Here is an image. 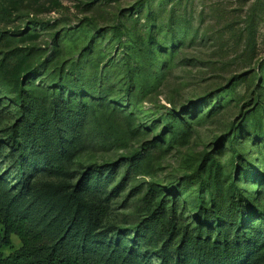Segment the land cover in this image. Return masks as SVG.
I'll list each match as a JSON object with an SVG mask.
<instances>
[{
	"label": "rangeland",
	"instance_id": "obj_1",
	"mask_svg": "<svg viewBox=\"0 0 264 264\" xmlns=\"http://www.w3.org/2000/svg\"><path fill=\"white\" fill-rule=\"evenodd\" d=\"M85 53L107 79L66 113ZM198 196L235 264H264V0H0L1 208L111 264H174L189 234L188 264H215Z\"/></svg>",
	"mask_w": 264,
	"mask_h": 264
},
{
	"label": "trees",
	"instance_id": "obj_2",
	"mask_svg": "<svg viewBox=\"0 0 264 264\" xmlns=\"http://www.w3.org/2000/svg\"><path fill=\"white\" fill-rule=\"evenodd\" d=\"M97 68V63L92 61L90 54L85 53L73 64L69 72H59V80L66 85L68 84L67 79H70L72 82L70 88L79 92L78 100L76 99L77 102L75 101V104L68 103L66 113L79 110L81 108L79 105H84V100L87 99V96L92 97L100 94V89L104 86L107 79L106 73L108 70L105 67L103 70H97ZM32 73L35 72H29L27 75ZM86 76L89 77L87 81L84 80ZM94 83L97 84L96 87L91 86ZM23 92L24 89L21 88L18 98L22 107H26L29 101L24 98ZM83 95L85 97L82 98ZM51 103L50 112L52 114L58 112L63 107L61 97L57 98L55 96ZM52 118L55 117L52 116ZM79 182L80 180L77 183ZM148 191L146 202L154 206L150 211V218L157 230L162 234H166V230L162 228L160 205L155 201L156 194L152 188H149ZM203 199V196H198L199 213L202 214L203 220L207 222L212 221L214 218L218 222V226H216L218 232L216 231L215 233L216 238L207 246L210 257L215 264H235L240 259L242 252L240 249L230 245L231 243L225 237L222 226L219 224L220 220L216 214V211L227 212L226 207L222 206V204H219L218 209H215L213 206L205 207ZM245 213L244 215V212L240 211V224L243 223L245 217L247 218L248 216L249 218L250 212ZM196 234L197 236L194 239L200 240L201 238H198L199 233L196 232ZM12 235L18 237L20 245L8 254H3L0 251V264H111L89 253L81 251L70 252L64 246L48 245L43 233L34 231L25 215L13 214L0 207V248L11 245ZM200 242L202 243V241ZM183 245L195 246V240L192 239L190 234L188 236L182 235L179 238L176 244L174 264H188V256L184 250H181Z\"/></svg>",
	"mask_w": 264,
	"mask_h": 264
}]
</instances>
